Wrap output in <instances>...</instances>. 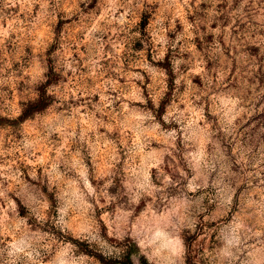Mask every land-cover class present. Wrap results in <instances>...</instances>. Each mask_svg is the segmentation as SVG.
Returning a JSON list of instances; mask_svg holds the SVG:
<instances>
[{
	"label": "rangeland",
	"instance_id": "1",
	"mask_svg": "<svg viewBox=\"0 0 264 264\" xmlns=\"http://www.w3.org/2000/svg\"><path fill=\"white\" fill-rule=\"evenodd\" d=\"M127 255L264 264V0H0V264Z\"/></svg>",
	"mask_w": 264,
	"mask_h": 264
},
{
	"label": "trees",
	"instance_id": "2",
	"mask_svg": "<svg viewBox=\"0 0 264 264\" xmlns=\"http://www.w3.org/2000/svg\"><path fill=\"white\" fill-rule=\"evenodd\" d=\"M47 104H48V101H47V99L44 98V93L41 92L40 95H39V98L34 103V105L31 106V108L26 109L23 112V117L28 116L31 112H35V111L41 110ZM100 260L104 264H119L120 263V261L119 260H116V259H114V260H108V259H103L102 257H100ZM126 264H130V257H129V255H127V263Z\"/></svg>",
	"mask_w": 264,
	"mask_h": 264
}]
</instances>
